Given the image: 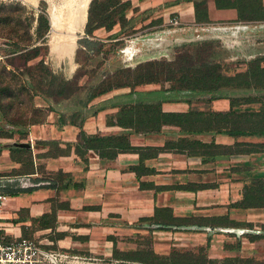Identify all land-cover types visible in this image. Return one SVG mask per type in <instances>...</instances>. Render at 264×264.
<instances>
[{"label":"crops","instance_id":"crops-1","mask_svg":"<svg viewBox=\"0 0 264 264\" xmlns=\"http://www.w3.org/2000/svg\"><path fill=\"white\" fill-rule=\"evenodd\" d=\"M122 1L129 2L124 17L135 34L147 36L141 43L133 39L138 44L149 43L173 17L187 27L242 23L235 8H217L214 0H207L210 22L205 24L195 21L194 0ZM111 30L118 33L120 24ZM158 89L98 95L82 109L86 118L80 126L75 108L64 110L63 124V110L50 109L44 120L0 136V193L7 196L0 202V234L5 240L26 238L45 250L120 258L136 246L130 240L142 231L159 239H201L205 233L198 231L209 227L247 234L248 225L221 220L249 222L248 216L264 208L231 206L264 182V132H219L210 114L259 112L264 106L231 107L229 98L198 90ZM37 106L48 105L41 100ZM123 106H150L155 118L149 121L144 111L140 123L131 112L125 121ZM80 131L122 139L131 149L100 157L80 146L77 153ZM248 236L249 242L260 238Z\"/></svg>","mask_w":264,"mask_h":264},{"label":"rangeland","instance_id":"rangeland-1","mask_svg":"<svg viewBox=\"0 0 264 264\" xmlns=\"http://www.w3.org/2000/svg\"><path fill=\"white\" fill-rule=\"evenodd\" d=\"M64 3L65 0H0V6L11 4L23 8V12L16 11L6 15H10L14 20L19 16L21 20L27 19L33 39L32 45L35 43L33 28L37 25L38 14L45 15L49 21V30L46 32L43 43L46 46L41 50L43 55L22 66L20 65L22 60L17 59L19 48L12 40H8L6 35L1 34L5 31L1 21L5 14L0 12V73L4 79L8 80L11 88V90H0V136L7 135L8 130L20 128V126H11L7 122L8 119L22 116L27 121H42L50 109H59L64 112V110L76 108L79 99L84 100L90 92L97 91L90 89L117 82L118 78L123 76L116 74L121 68H134L140 63L149 61H161L165 65L174 64L178 63L184 54L209 59L210 66H216L217 73L232 78L225 79L222 90L212 92L211 95L226 93L236 100L238 108L240 104H245V99H259L264 95V90L253 85L247 87L246 80L236 76L251 68L255 70L264 68V61L258 63L260 58H264V22L206 24L190 27L181 24L168 25L161 28V32L157 30V34L150 36L151 41L144 45L134 43L133 39H141L138 41L141 43L143 39L146 41L147 36L139 38L143 34H135L126 19L120 24L121 30L116 34H111L112 30L98 28L91 36H87L85 26L89 2L86 19L79 22L73 32V45L59 46L61 40L66 37V33L60 27L64 25L61 23L66 17L61 12L65 10ZM76 4L74 3L73 6ZM55 15L59 17L53 25L52 17ZM20 33L22 34V31ZM41 59L47 71L71 81L74 85L81 86L82 89L59 103L47 101L44 95L51 92L47 90L50 85L49 76L45 77L47 81L44 83L43 90L31 89V86L39 79V75H45V73H39L36 68ZM13 61L16 64L14 66L11 65ZM11 77L14 78L10 80ZM165 78L166 75H163L160 83L142 86L153 85L157 86L158 90H171L177 85L174 81L164 80ZM24 81H27L30 87L28 86V90H18ZM138 87L141 86L136 88ZM114 90L130 89L125 87ZM41 100L48 105L44 109L36 107L37 101ZM253 104L264 106L262 102L252 103V106ZM32 106L38 110H34ZM257 187L264 189V182ZM238 219L239 217L232 220L226 218V221L221 220V223L234 227L248 225L247 234L260 237L256 240L257 242H249L250 237H247V234H239L236 231L237 228L220 227L217 230V228L209 227L205 231H198L205 233L201 239L196 237L159 239L142 231L130 240L136 246L130 247L127 254H119L120 258L116 256L117 253L113 257H86L91 258L90 264H264V208L248 216V219H253L252 221L245 222L241 217V220ZM229 229L230 232L223 231ZM243 236L247 238L244 239Z\"/></svg>","mask_w":264,"mask_h":264},{"label":"trees","instance_id":"trees-1","mask_svg":"<svg viewBox=\"0 0 264 264\" xmlns=\"http://www.w3.org/2000/svg\"><path fill=\"white\" fill-rule=\"evenodd\" d=\"M217 8H235L237 11V21L239 22H264V6L261 0H214ZM207 0H194V15L196 23H209L207 17ZM129 2L122 0H91L88 7V16L85 26V34L91 36L93 31L98 28H105L110 31L114 25L121 24L125 21L124 13ZM19 11L23 12L22 7L13 5H1L0 12L5 14L1 21L3 22V31L1 34L12 40L13 43L19 48L20 52L17 54V59L22 60L20 65L25 66L27 62L43 55V43L45 42L46 32L49 30L48 18L43 14H38L37 25L33 28L35 39L34 44H31L32 36L30 34V25L27 19L14 20L10 15L6 13H12ZM44 26V29H43ZM22 31V34L20 33ZM181 60L178 63L166 64L161 61H149L140 63L134 68H121L116 74H122L118 81L107 84L101 88L90 89L97 90L96 92H90L86 99L77 101L78 106L75 108L73 117L77 118V125L80 126L85 120L86 116L82 115V109L96 96L106 93L107 91L128 87L131 91L136 90L137 86L158 84L162 81L161 77L166 75L164 80L174 81L177 85L171 90H198L206 93L217 92L222 90L224 84L223 81L227 78L217 73L216 66H210L211 61L205 58H195L191 54H184L180 57ZM264 58H260L263 61ZM199 63V64H198ZM11 65H16L11 62ZM166 66V68H165ZM39 73H45V75H39V79L31 86L32 90H43L46 76L50 77V85L47 90H51L48 94L44 95V98L50 103H59L61 100L69 98L71 95L76 94L82 87L77 84H73L69 80H65L58 77L56 74L47 71L43 65L42 59L38 61L36 65ZM29 69V68H28ZM30 70V69H29ZM237 77L244 78L247 87L253 85L258 89L264 90V68L249 69L247 72L238 73ZM14 78L11 77L10 80ZM27 81L20 84L18 90H28ZM0 90H11L8 80L4 79L0 73ZM170 90V89H169ZM69 91V92H68ZM68 92V93H67ZM229 98L231 107L237 106L236 100L226 93H220L219 95H211V98ZM245 103L262 102L264 104L263 97L248 98L244 100ZM34 110L37 108H34ZM38 110V109H37ZM121 114L126 121L131 112L135 113V121L142 122V113H149V121L155 118L154 111L150 106H123L120 109ZM142 111V112H141ZM141 112V115H140ZM215 120V127L219 132H226L232 135H239L244 132H264V109L259 112L243 113L235 112L231 110L227 114L214 113L210 114ZM224 117L225 126H224ZM76 123V119H71ZM7 122L11 126L25 127L27 125L38 123L40 121H27L22 116H18L15 119H8ZM65 113L59 112V123H65ZM242 123V125H241ZM19 128V131H20ZM8 135V134H7ZM84 146L87 149H91L100 157L115 155L117 151L131 149L129 144L122 139L102 138L100 136H86L82 131L79 132V143L76 146L77 153L78 147ZM115 148V150L113 149ZM257 182L256 184H261ZM232 207H264V189H258L257 185L254 188L248 189L243 193V199L239 203L231 205ZM45 217V216H43Z\"/></svg>","mask_w":264,"mask_h":264},{"label":"built area","instance_id":"built-area-1","mask_svg":"<svg viewBox=\"0 0 264 264\" xmlns=\"http://www.w3.org/2000/svg\"><path fill=\"white\" fill-rule=\"evenodd\" d=\"M169 25L178 26L180 23L176 17H173L169 20ZM3 180L0 175V187ZM6 197L5 194L0 193V202ZM90 261L91 258L66 251L45 250L31 239L18 238L7 241L0 234V264H90Z\"/></svg>","mask_w":264,"mask_h":264},{"label":"bare ground","instance_id":"bare-ground-1","mask_svg":"<svg viewBox=\"0 0 264 264\" xmlns=\"http://www.w3.org/2000/svg\"><path fill=\"white\" fill-rule=\"evenodd\" d=\"M74 3H77L76 6H73ZM88 3H89V0H78L74 2L65 0V3H64L65 10L64 11L61 10V12H63L62 14H65L66 17L63 18V23H61L64 25H61L60 27H61V30H64V32L66 33V37L63 38L59 44H62V45L66 44L69 46L72 44V36L74 35L73 32L76 30L77 24L86 19V13H87L86 9H87ZM57 15L52 17L53 25L56 24V19L57 17H59Z\"/></svg>","mask_w":264,"mask_h":264},{"label":"water","instance_id":"water-1","mask_svg":"<svg viewBox=\"0 0 264 264\" xmlns=\"http://www.w3.org/2000/svg\"><path fill=\"white\" fill-rule=\"evenodd\" d=\"M90 2V1H89Z\"/></svg>","mask_w":264,"mask_h":264}]
</instances>
